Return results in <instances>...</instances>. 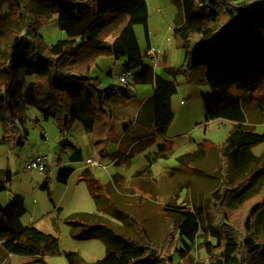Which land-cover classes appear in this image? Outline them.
Returning <instances> with one entry per match:
<instances>
[{"label":"trees","instance_id":"trees-1","mask_svg":"<svg viewBox=\"0 0 264 264\" xmlns=\"http://www.w3.org/2000/svg\"><path fill=\"white\" fill-rule=\"evenodd\" d=\"M8 2V13L1 12L0 6V25L9 14L20 29L5 51L6 61L0 63V125L5 132L0 143L6 142L10 148L25 145L30 132L25 108L32 105L45 119H55L61 151L71 150L68 160L85 161L83 149L68 139L73 123L79 120L87 132L98 136L110 131L113 121L108 97L115 85L103 87L99 77L91 74L101 56L123 59L125 70L132 72L133 84L153 85L152 94L141 103L123 140L129 134L134 138L139 129L150 135L169 131L175 117L172 100L177 84L147 62L135 30L136 25L144 26L150 47L147 0H31V7L24 0ZM180 2L181 15L175 20L173 33L185 48L188 68L205 70L211 89L203 95L205 122L218 118L234 122L222 150L228 163L225 182L232 188L218 189L212 196L194 202L191 209L177 202L167 203L164 210L177 226V233L172 228L160 245L151 239L140 218L132 217L140 240L97 222L107 250L92 264H190L197 239L206 229L220 245L212 264H264V164L259 165L260 156L252 152L253 147L264 144V130L257 132L247 123L243 101L230 94L234 88L264 90V0ZM123 16L127 21L113 41L92 34L93 26H107ZM44 23L55 24L63 37L48 43L40 32ZM121 92L122 99H132L133 95ZM166 147V143L159 145L160 156L166 155ZM59 165L58 180L67 183L75 168ZM82 178L88 181L100 209L99 192L111 183L103 184L90 167L82 171ZM41 188L52 193L48 176ZM8 189V181L0 176V193ZM229 209L238 210L234 214L237 217ZM26 211L25 197L20 193L8 203H0V242L7 253L43 264H48L47 256L62 253L69 264H87L78 252H62L58 236L40 230L34 223L24 224ZM69 223L81 237L75 227L85 224ZM221 225L232 229H221ZM174 234H178L183 247L171 250L169 242ZM212 248L214 245L207 243V249L213 252Z\"/></svg>","mask_w":264,"mask_h":264},{"label":"rangeland","instance_id":"rangeland-1","mask_svg":"<svg viewBox=\"0 0 264 264\" xmlns=\"http://www.w3.org/2000/svg\"><path fill=\"white\" fill-rule=\"evenodd\" d=\"M24 1L32 6L31 0ZM148 2L151 13L150 40L154 48L162 50L155 71L175 81L178 87L172 100L175 117L165 135H150L146 133L147 130L139 129V134L137 132L134 138L129 134L128 138L123 140L125 132L135 121L136 110H139L141 103L152 94L153 85H135L132 83V76L128 83H121L119 77L125 70L123 59L112 56L99 58L98 65L92 68L91 74L99 77L103 87L115 85V95L108 97L109 108L113 114L111 130L97 136L87 132L82 123L76 120L68 139L82 147L85 154L91 150L90 156L102 159L106 165L105 168L90 167L103 184L111 183L109 188L99 192L102 200L100 209L91 194L88 181L82 178V171L87 168L86 163L70 162L68 156L71 150L61 151V134L53 117L47 120L40 109L28 105L25 114L30 132L25 145L21 148H10L6 142L0 143V172L5 170L3 177L9 183V189L0 193V201L8 202V198L15 193L24 195L27 211L22 217V222L34 223L40 230L58 236L62 252H78L87 264L103 258L107 250V245L99 237L100 228L96 226L97 222L106 223L117 231L140 240L132 217L140 218L151 239L160 245L171 235L172 228H175L173 231L177 233L173 219L165 213L167 203L177 202L191 209L194 202L212 196L218 189L232 188V185L225 182L228 163L222 150L234 122L223 118L205 122L203 95L211 90L204 74L205 70L191 71L188 68L184 58L185 48L173 33L175 20L181 15V2ZM8 4V0H0L1 12L8 13ZM34 19L31 14L30 20ZM123 19L124 17H121L102 30H97V26H94L95 36H99V32V38L111 41L123 25ZM15 21L13 16L7 14L0 25L1 64L6 61L5 51L20 29ZM135 29L145 52L148 41L144 26L137 25ZM40 32L50 44L64 35L53 23H44ZM121 91L133 95L132 99H122ZM230 94L243 101L247 123L257 132H262L264 90L245 92L234 88ZM148 133H151V129H148ZM4 135L0 125V139ZM101 138L99 142L96 141ZM161 143H166L167 146L164 156L159 154ZM252 152L260 156L259 165L264 164V144L253 147ZM43 154L48 155L46 172L40 173L37 169L28 168L34 157ZM59 164L75 168L67 183L58 180ZM47 176L50 179L51 194L41 188ZM237 211L229 209L233 216ZM126 212L129 213L128 217L124 216ZM93 213L96 215H92ZM70 221L85 224L75 227L81 237L73 232ZM222 228L232 229L224 225H221ZM259 232L262 233V230ZM177 236L178 234H174L170 238L171 250L178 246L183 247ZM207 243L214 245L213 252L207 249ZM219 250L220 245L210 231L202 230L194 246L190 264H212ZM13 256L4 250L0 242V264H43ZM46 262L69 264L62 253L46 257Z\"/></svg>","mask_w":264,"mask_h":264},{"label":"built area","instance_id":"built-area-1","mask_svg":"<svg viewBox=\"0 0 264 264\" xmlns=\"http://www.w3.org/2000/svg\"><path fill=\"white\" fill-rule=\"evenodd\" d=\"M161 54H162V50L156 49L153 46L147 48V50L145 51L146 60L150 65L153 66L154 69L157 67V62ZM131 76H132L131 71L124 70L121 73L119 80L121 83L126 84L128 83V79ZM84 162L86 163L87 167H102V168L106 167L102 159L96 158L93 156H89L85 158ZM47 166H48V155L47 154L38 155L34 157L28 164V168L37 169L40 173L46 172Z\"/></svg>","mask_w":264,"mask_h":264},{"label":"crops","instance_id":"crops-1","mask_svg":"<svg viewBox=\"0 0 264 264\" xmlns=\"http://www.w3.org/2000/svg\"><path fill=\"white\" fill-rule=\"evenodd\" d=\"M147 1H148V0H147ZM148 5H149V2H148ZM149 15H150V16H149V29H150V17H151V13H150V5H149ZM123 17H124V19H123L124 21H123V25L121 26L120 30L122 29V27L125 25V23H126V21H127V16H123ZM163 18H164V16L162 17V19H163ZM136 26H137V25H136ZM93 27H94V26H93ZM93 27H92V30H91V31H92V34L94 35V37H96L95 34H94V32H93ZM104 28H106V27H105V26H98V27H97V30H100V29L102 30V29H104ZM120 30H119V32H120ZM135 30H136V29H135ZM119 32H117L116 36L119 34ZM149 33H150V32H149ZM98 35H99V36H97V38L100 37V33H99V32H98ZM150 35H151V34H150ZM116 36H113V38L111 39V41H113V40L116 38ZM99 39H102V38H99ZM102 40H103V39H102ZM138 40H139V39H138ZM139 43H140V42H139ZM149 45L152 46V41H151V40L149 41ZM101 59H103V58H101ZM111 73H112V72H111ZM109 95H115V93L110 92ZM137 111H138V110H136V113H137ZM81 148H82V147H81ZM82 149H83V148H82ZM86 149H87V148H86ZM89 150H90V149H89ZM83 151H84V149H83ZM91 153H92L91 150H90V153H89V152H88V153L86 152V154H85V151H84V154H85V157H86V158L89 157ZM1 174H2V176H3V173H1ZM4 176H5V174H4ZM12 197H13V196H11V197H9V198L7 197V198L9 199L8 202L12 199ZM4 198H6V197H4ZM8 202H6V203H8ZM0 203H2V204H6V203H3V202H1V201H0ZM12 256H13V254H12ZM13 257H14V256H13ZM47 257H49V256H47Z\"/></svg>","mask_w":264,"mask_h":264},{"label":"bare ground","instance_id":"bare-ground-1","mask_svg":"<svg viewBox=\"0 0 264 264\" xmlns=\"http://www.w3.org/2000/svg\"><path fill=\"white\" fill-rule=\"evenodd\" d=\"M150 47H152V46H150ZM147 48H149V47H147Z\"/></svg>","mask_w":264,"mask_h":264}]
</instances>
